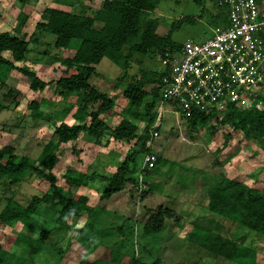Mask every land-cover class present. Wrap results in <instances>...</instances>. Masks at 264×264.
I'll return each mask as SVG.
<instances>
[{
  "label": "trees",
  "instance_id": "1",
  "mask_svg": "<svg viewBox=\"0 0 264 264\" xmlns=\"http://www.w3.org/2000/svg\"><path fill=\"white\" fill-rule=\"evenodd\" d=\"M101 1V6L92 14L60 7H46L42 13L43 20L35 23L36 30L54 37L55 47L70 48L74 51L71 56L57 57L65 65L66 71L73 69L74 72L55 80L44 81L28 68L17 65L26 59L29 39H26L24 33L16 35L10 34L7 30H0V88L6 87L8 72L16 69L31 77V88L34 90L40 91L53 84L58 94L65 97L75 95L78 98L67 103L62 110L67 114L75 107L71 113L73 122L63 121L55 127L53 133L57 138L56 142L48 141L37 159L16 154L11 145L0 148V179L18 182L25 175L35 174L49 183L45 193L41 196H32L26 205L8 198L0 209V227L13 226L19 222L25 224L29 218L37 222L39 216L53 224L50 229L43 228L38 234L19 230L11 245L0 243V264H36L37 257L47 256L46 242L54 232H62L64 234L62 238L66 237V234L72 235V239H67V245L57 252L58 264L64 260L66 251L78 246H81L85 253L76 264H124V258H127L125 262L128 264H159L158 259L152 262L146 260L145 257L149 256L148 247L143 240L140 247L135 246L136 235L142 233V238H149L148 235L156 236L162 232L167 220H171L176 226L182 222V215L174 209L158 205L147 208L143 220L140 221L141 225L137 226L138 221L136 223L129 218L125 220L124 216L102 207H99V210L96 205L89 204L87 195L76 193L77 190L69 188L64 190L56 183L52 170L60 158L57 145L74 141L82 133L96 139L103 134H110L115 139H135V143L111 175L76 170L72 166L67 167L62 174L64 180L75 189L86 186L89 181L99 177L105 182L100 195L101 200L109 199L112 194L122 190L125 184L135 183L133 176L136 173L138 154L155 155L154 167L147 169L143 176L149 187L147 175L155 173L161 163L160 155L151 147V137L154 130L159 131V125L154 127L152 125L157 115L155 108L166 71L161 68L155 71L141 69L139 77L131 75L123 90V96L129 101V106L120 114L119 122L113 128L102 115L110 114L114 104L106 93L92 87L89 79L96 74V65L103 57H107L120 67L122 72L118 78L120 80L127 74L126 70L135 54L144 56L151 52L160 61L167 50L180 49L182 43L178 44L171 38L173 29H169L166 34H159L158 19L149 16L162 1L177 3L179 0ZM210 1L218 10L211 15V24L225 25L228 11L226 6L220 4L219 0ZM257 1L261 3L263 0ZM54 2L70 6L75 4L74 0ZM211 34L212 31L209 35ZM149 83L153 85L146 89L145 86ZM7 92L11 94L9 88ZM42 102L43 100L33 99L28 103V114L33 119L42 117L43 111L40 109ZM94 104H97L95 109ZM222 113L223 115L219 116ZM180 114L191 129L205 126L210 120H219L221 124H229L233 129L240 130L247 138L262 140L264 137V94L240 105L229 102L223 111L214 109L208 113L197 109L189 114ZM131 116H137L143 121L142 133H137L138 126L130 121ZM209 127L214 128L212 125ZM205 188L206 203L203 206L223 219L227 223V228H223V225L213 219H204L211 220L212 227L202 226L199 223L200 219H194L190 221L191 226L185 236L186 240L203 248L209 255L222 257L232 263L264 264L261 246H249L245 243V236L248 233L264 238L261 236L264 235V186L255 187L239 178L221 173L217 175L213 184H208ZM146 194L147 191L144 190L141 198ZM41 203H48L49 207L42 208ZM84 213L87 214V227L83 231H75L74 222ZM107 215H114L119 221L111 222L110 218H106ZM130 221L133 223L128 226ZM132 231H135L134 234ZM2 236L5 241L9 239L6 233ZM155 238L150 237L147 243ZM13 245H19L20 255L11 251ZM101 250L105 252V256L99 255Z\"/></svg>",
  "mask_w": 264,
  "mask_h": 264
},
{
  "label": "rangeland",
  "instance_id": "2",
  "mask_svg": "<svg viewBox=\"0 0 264 264\" xmlns=\"http://www.w3.org/2000/svg\"><path fill=\"white\" fill-rule=\"evenodd\" d=\"M74 1H76L74 6H68L55 3L54 0H0V30H7L10 34L16 35L24 33L26 39H29L26 59L17 65L28 68L44 81L55 80L74 72L73 69L66 71L65 65L57 58L71 56L73 49L55 47L53 36L35 29V23L43 20L42 13L46 7H60L92 14L102 4L101 0ZM217 11L210 0H200L199 3L194 0H179L177 3L162 1L149 16L158 19L159 34H166L172 28V40L181 44L187 38L202 40L208 37L211 30L217 27L211 24V15ZM160 68L159 58L155 54L151 52L144 56L135 54L126 70L127 74L118 80L122 75L120 67L107 57L101 58L96 65V74L89 79V84L106 93L114 104L110 114L102 115L110 127L117 125L120 114L129 106V101L123 96V90L131 75L139 77L141 69L155 71ZM5 85L6 87L0 88V148L11 145L16 154L37 159L48 141L56 142L57 138L53 133L55 127L63 121L73 122L71 113L75 107L69 110V114H64L62 110L67 103L78 98L75 95L65 97L58 94L53 84L40 91L34 90L31 88V77L16 69L8 72ZM152 85L146 84L145 88L149 89ZM8 88L11 94H8ZM258 93L264 94V85ZM252 95L255 94L252 92ZM33 99L43 100L40 105L43 115L39 119H33L28 114L27 105ZM253 100L254 98L249 97L236 100L235 103L240 105ZM96 106L97 104H94V107L92 105L94 109ZM157 106L158 104L152 127L159 125V131L158 136L153 138L152 135L151 147L160 155L161 163L155 173L147 175L150 187L147 184V194L144 198H141L142 192L138 193L135 188L137 169L144 153L137 156L138 164L133 176L135 183L125 184L122 190L115 192L106 200L100 199L105 182L99 177L89 181L86 186L75 189L62 176L69 166L81 171H96L100 175L113 174L119 162L135 143L134 138L115 139L110 134H103L96 139L82 133L74 141L58 144L60 158L52 170L56 183L64 190L69 188L77 190L76 193L87 195L89 204L96 205L98 209L107 206L110 207V211L124 216L125 220L129 218L133 222L138 221L137 226L141 225L145 210L158 205L170 207L182 215V222L177 226L171 220H167L162 232L155 234L156 236L148 235L149 238L157 237L150 239L153 242L147 243L149 238H142V233L136 235L135 246L140 247L142 240L145 242L149 250V256L145 258L150 262L158 259L159 264H236L222 257L209 255L203 248L188 242L185 236L191 226L190 221L194 219H200V225L207 227L213 226V223L204 219H213L223 225V228H227V223L223 219L203 206L206 203L205 187L213 184L218 174L239 178L255 187L264 186V137L262 140L247 138L240 130L233 129L229 124H221L219 120H210L205 126L191 129L180 112L174 113L169 106H165L161 112ZM222 115L223 113L219 116ZM130 121L138 126L137 133H142L143 121L137 116H131ZM209 125L214 128L210 129ZM48 184L45 179L35 174L25 175L18 182L0 179V209L8 198L23 205L28 204L32 196H41L45 193ZM46 206L49 207V204H40L42 208ZM86 218L87 214L84 213L75 220L73 227L75 231H83L87 227ZM106 218H110L109 220L114 223L119 221L114 215H107ZM133 222L130 221L128 226ZM51 225H53L51 221L39 216L37 222L29 218L25 224L19 222L13 226L0 227V243L11 245L19 230L38 234L43 228L50 229ZM134 232L132 231L133 234ZM3 233L9 235L7 241L2 236ZM62 234L54 232L47 239L48 254L46 257H37L36 264H58L57 252L67 245V239H72L70 234L62 238L64 235ZM245 238L247 245L261 246L260 251L264 254V238L250 233ZM11 251L20 255L21 249L19 245H13ZM84 253L81 246L72 247L66 251L64 260L59 264H76ZM99 255L105 256V252L101 250ZM125 261L127 262V258H124V264H128Z\"/></svg>",
  "mask_w": 264,
  "mask_h": 264
},
{
  "label": "built area",
  "instance_id": "3",
  "mask_svg": "<svg viewBox=\"0 0 264 264\" xmlns=\"http://www.w3.org/2000/svg\"><path fill=\"white\" fill-rule=\"evenodd\" d=\"M219 3L228 10L225 25L213 28L212 34L202 40L187 38L180 49L167 50L160 59L166 75L158 111L165 106L174 113L223 111L229 102L261 96L258 90L264 85V0ZM152 135L158 136V130ZM154 164L155 155L146 153L137 171L138 193L147 189L143 176Z\"/></svg>",
  "mask_w": 264,
  "mask_h": 264
},
{
  "label": "crops",
  "instance_id": "4",
  "mask_svg": "<svg viewBox=\"0 0 264 264\" xmlns=\"http://www.w3.org/2000/svg\"><path fill=\"white\" fill-rule=\"evenodd\" d=\"M97 1H100V0H97ZM76 2V1H75ZM76 4V3H75ZM66 5H68V4H66ZM68 6H70V5H68ZM66 10V9H65ZM110 208V207H109ZM109 208H107V206L104 208V209H106V210H108V211H110V209Z\"/></svg>",
  "mask_w": 264,
  "mask_h": 264
}]
</instances>
